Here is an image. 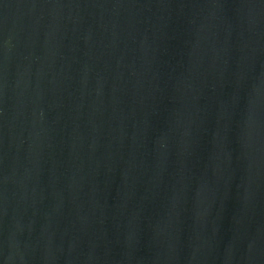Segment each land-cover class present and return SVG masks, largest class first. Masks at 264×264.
Instances as JSON below:
<instances>
[{
    "label": "water",
    "instance_id": "1",
    "mask_svg": "<svg viewBox=\"0 0 264 264\" xmlns=\"http://www.w3.org/2000/svg\"><path fill=\"white\" fill-rule=\"evenodd\" d=\"M0 264H264V0H0Z\"/></svg>",
    "mask_w": 264,
    "mask_h": 264
}]
</instances>
